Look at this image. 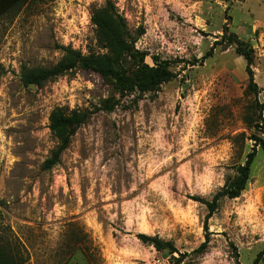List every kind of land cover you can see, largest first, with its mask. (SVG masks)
Here are the masks:
<instances>
[{"label": "rangeland", "instance_id": "rangeland-1", "mask_svg": "<svg viewBox=\"0 0 264 264\" xmlns=\"http://www.w3.org/2000/svg\"><path fill=\"white\" fill-rule=\"evenodd\" d=\"M112 1L143 64L169 62L175 77L155 92L122 96L83 70L24 85V72L63 58L61 46L107 52L92 21L107 0H29L0 19V237L23 246L24 264H254L264 248L260 147L246 190L219 201L208 229L197 198L211 201L252 135L264 139V0ZM226 24L253 49L257 94L236 44L222 39ZM135 52L122 56L129 75L142 65ZM58 108L94 113L46 170Z\"/></svg>", "mask_w": 264, "mask_h": 264}, {"label": "trees", "instance_id": "trees-1", "mask_svg": "<svg viewBox=\"0 0 264 264\" xmlns=\"http://www.w3.org/2000/svg\"><path fill=\"white\" fill-rule=\"evenodd\" d=\"M29 0H0V17L11 14L19 6L27 3ZM92 21L96 26L98 42L107 52L104 54L84 55L80 50L72 47L61 46L64 55L63 58L53 67L27 70L24 72L22 81L25 86L42 87L46 82L52 81L58 77L64 76L76 70L94 72L103 79L111 80L116 85L117 91L123 96L125 93H149L155 92L159 87L170 80L175 75L169 71V62L155 59V66L144 65V54L133 51V43L130 42L127 33L125 19L117 12L112 0H107L105 7L94 14ZM228 25L223 28L222 39H228L229 42L236 44V52L242 56L246 62V71L249 77L248 88L252 93H258V85L255 82L253 64V49L247 43L241 41L237 34L228 32ZM140 55L142 65L129 75L122 65V56L125 53ZM263 106L261 107V109ZM94 112L73 110L69 113L58 108L50 116L49 129L51 134L57 139L58 145L52 151L49 158L44 162V169L49 170L59 164L62 154L69 148L73 136L78 128L86 123ZM259 128V126H257ZM261 131L252 135L255 146L247 155L246 161L235 168V175L229 179L226 185L218 191L211 201L203 198H197V201L204 204L208 209L205 219V229H208L209 219L216 213L218 203L223 198L236 199L240 197L250 181L252 165L258 155L256 147L264 155V139L261 137ZM86 235H80V244L85 240ZM138 238L145 244L153 246L157 251H165L173 254L177 250L170 242L160 239L158 236L138 235ZM209 243L207 240L198 248L197 253L205 252ZM86 255L87 248L79 249ZM26 261L23 246L19 242H13L6 236L0 237V264H24ZM180 262V261H179ZM254 264H264V248L259 252Z\"/></svg>", "mask_w": 264, "mask_h": 264}, {"label": "crops", "instance_id": "crops-1", "mask_svg": "<svg viewBox=\"0 0 264 264\" xmlns=\"http://www.w3.org/2000/svg\"><path fill=\"white\" fill-rule=\"evenodd\" d=\"M2 17H0V19H1Z\"/></svg>", "mask_w": 264, "mask_h": 264}]
</instances>
